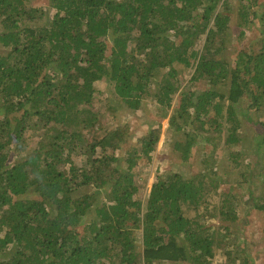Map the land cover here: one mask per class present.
I'll return each mask as SVG.
<instances>
[{"label": "trees", "instance_id": "trees-1", "mask_svg": "<svg viewBox=\"0 0 264 264\" xmlns=\"http://www.w3.org/2000/svg\"><path fill=\"white\" fill-rule=\"evenodd\" d=\"M255 4L0 0V264H213L224 256L230 264L238 215L227 197L213 202L222 194L206 176L207 157L203 172L156 169L149 185L135 168L152 163L164 118L187 128L172 142L181 159L200 138L215 144L189 128L198 120L203 129L205 117L229 150L225 159L239 164L240 149L255 144L253 162L264 169V3L261 12ZM233 38L232 67L225 50ZM97 82L131 108L158 82L155 126L135 141L128 123L105 127ZM239 106L262 128L250 140ZM211 204L216 226L201 218ZM254 205L264 211V199Z\"/></svg>", "mask_w": 264, "mask_h": 264}, {"label": "rangeland", "instance_id": "rangeland-1", "mask_svg": "<svg viewBox=\"0 0 264 264\" xmlns=\"http://www.w3.org/2000/svg\"><path fill=\"white\" fill-rule=\"evenodd\" d=\"M240 0H231L233 6H236ZM256 4L254 6L258 12H261V6L264 0H255ZM260 8V9H259ZM233 15V19H235ZM256 22H252L247 29L248 36L253 38L257 33ZM240 30V27H235L234 30ZM236 31V35H237ZM237 39L233 38V46L225 50L226 58H229L231 66H234L236 47L235 42ZM2 50V49H1ZM180 68H178L179 70ZM182 70V69H180ZM186 70L180 72V76L186 73ZM160 73L158 80L161 78ZM187 78L182 83L186 85ZM189 84V83H188ZM187 84V85H188ZM187 85L184 89L187 88ZM100 91V95L96 98V107L99 109L100 122L104 124L108 129L116 126L117 124L128 123L130 125V137L129 140L135 141L141 135L151 127L155 126V122L159 120L158 108L159 104L155 101L153 94L158 92V82L152 85L150 92L143 95L139 106L136 108L128 107L123 101L117 98V95H113V92L106 90L104 84L96 83V87ZM200 86L194 85L193 90L198 91ZM180 93L177 92L173 97V108H175L179 103ZM100 99V101H99ZM109 106V107H108ZM113 106V107H111ZM114 114H112V108H114ZM243 107H238L234 114L239 116L237 119L241 126V132L248 136L249 140L261 131V126L253 123L252 121H246V117L240 115L243 111ZM260 112H254L251 117L255 121L257 114ZM193 116V112L191 111ZM191 116V119H192ZM190 119V121H191ZM204 124L202 129V124L197 120L191 122L189 125L190 129H196L202 136L211 135L212 141L215 144L209 143L204 138H200L189 148V153L185 159H181L180 154L176 152L173 148V143L176 140H184L185 131L187 128L182 130H174V127L169 125L168 118L161 120L162 134L156 145L155 156L152 163L146 164L142 160L139 162L138 166L135 168L136 175H144L146 173L147 185L150 184L158 175V172H165L168 169L183 171L186 176H193L198 172H203L204 163H201L204 156L207 157L209 166L212 169L206 172L207 177L215 179V183L219 187V191L222 196L214 197L213 202L219 204L223 198L227 197L228 202L226 205L231 204L238 215L237 220L232 223L231 231L232 234L227 240L233 248L237 249V252L231 256L230 264L237 262V264H242L243 256L248 259V262L252 264H264V211L256 209L254 203L264 199L262 198L264 192V169L256 167L253 162L255 153V144L242 147L240 150L246 153H240L239 164L231 159H225V151L229 153L228 149H223L218 141V132L214 130L213 124H210L202 117ZM153 123V124H151ZM222 123L226 126L236 127L238 125L237 121L227 122L225 118L222 119ZM97 125V124H96ZM95 125V127H96ZM236 132H239L238 126L236 127ZM248 162V164H247ZM251 165H250V164ZM255 164V165H254ZM203 166V167H202ZM257 185H260L257 187ZM263 187V188H262ZM230 192L231 196L227 194ZM262 198V199H261ZM230 200V201H229ZM203 208V207H202ZM226 209V208H224ZM214 210L213 204L207 208L201 209V218H204L206 222L214 223L216 226L220 220L219 217L211 218L210 213ZM210 220V221H209ZM218 220V221H217ZM217 221V222H216ZM83 224L81 228L84 226ZM224 231V229H222ZM237 254V255H236ZM236 255V256H234ZM226 257L222 258V262H225ZM234 260V261H232ZM218 258L215 259L213 264H227L218 263ZM180 264H192V263H182ZM165 264H175L173 262H166Z\"/></svg>", "mask_w": 264, "mask_h": 264}]
</instances>
